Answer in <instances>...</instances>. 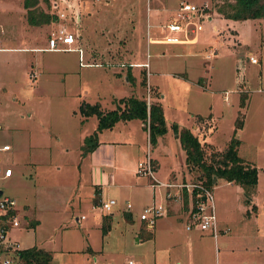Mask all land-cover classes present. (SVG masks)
<instances>
[{
    "label": "rangeland",
    "instance_id": "obj_1",
    "mask_svg": "<svg viewBox=\"0 0 264 264\" xmlns=\"http://www.w3.org/2000/svg\"><path fill=\"white\" fill-rule=\"evenodd\" d=\"M21 1L0 0V31L2 25L10 28L5 29L7 37L0 47L28 40L17 37L24 31L17 18ZM54 1L67 19L72 15L80 17L76 24L67 20V29L83 51L81 63L91 65L81 66L77 52L72 51L0 50V144L10 145V151L3 156L16 172L1 184V189L16 199L20 209L22 204L38 208V212L34 210L40 220L36 239H45L44 245L49 248L71 250L58 252L54 263L126 264L132 260L175 264L176 258L184 259L190 249L195 250L191 244L196 232L185 230V221L173 216L157 219L154 233L146 235L150 230L138 216L147 205H164V189L169 188L151 187L147 176L135 175L132 169L129 173V166L121 170V164L132 158L134 147L140 160L144 161L148 154L145 138L139 130H133L134 124L129 130L128 123L118 121L110 130L97 133V140L99 136L137 143L133 147L118 144L116 148V152L124 155L116 160V182L101 193L102 200L113 199L115 204L105 213L86 198L91 193L89 161L86 156L80 162V145L83 136L92 132L96 118L83 117L78 106L82 102H98L101 108L111 109L119 97H140L144 88L143 100L148 93L150 103L157 101L161 105L165 124L174 122L188 128L205 143L207 154L214 149L222 150L235 130L239 139L237 155L256 168V183L245 190L222 179L212 184L217 225L228 222L230 231L218 233L216 239L204 234L201 253L206 257L205 264H264V18L224 19L217 8L232 0H37V8L49 13L57 11L52 8ZM179 1L208 7L210 19L200 20L197 43L146 45L147 37L161 38L166 33L158 26L172 19ZM55 26L51 22L37 27L38 34L31 41L46 45L48 32ZM86 47L92 48V53L88 54ZM172 47L184 54L172 55ZM159 49L164 50V55H158ZM146 54L150 64L148 79L146 69L138 71L133 65L144 62ZM249 55L256 58V64L249 63ZM127 66L132 68L133 80L138 83V94H133L137 90H132L131 82H125ZM184 70L187 79L176 73ZM198 75L208 78H202L198 85ZM241 95H245L242 108L238 106ZM238 112L242 113L240 127L236 126ZM162 136L157 146L149 149L150 156L159 163L155 177L161 181L174 176L176 183H196L195 172H189L180 163L182 152L171 129L167 127ZM71 188H75L72 202L76 204L64 201ZM175 189L180 200L172 202L178 204L179 211L186 209L187 192L174 188V193ZM76 197H81V203L76 202ZM127 202L130 220L124 217ZM71 204L73 213L69 211ZM110 213L109 228L106 235H101V215ZM81 215V225L87 234L78 231L74 220ZM68 222L71 225L66 228ZM10 231V239L14 241V236L35 240L32 230ZM84 238L96 252L85 250ZM16 244L18 248L27 246L21 239ZM13 252L7 253L14 264Z\"/></svg>",
    "mask_w": 264,
    "mask_h": 264
},
{
    "label": "trees",
    "instance_id": "obj_2",
    "mask_svg": "<svg viewBox=\"0 0 264 264\" xmlns=\"http://www.w3.org/2000/svg\"><path fill=\"white\" fill-rule=\"evenodd\" d=\"M22 6L25 9V19L29 25L39 26L56 20V16L53 13L37 8V0H23ZM217 12L224 19L232 21L261 19L264 18V0L225 1L224 5L217 8ZM126 68L125 77L128 82H133V77L130 75V67L127 66ZM141 84H144V78L141 79ZM143 91L144 88L140 97L129 95L115 100V107L105 111L100 108L98 103L89 104L82 102L78 106V111L83 117L93 115L96 118L95 129L82 140L80 145L81 155L91 152L97 146L98 132L110 129L117 121L140 120L143 130L148 132L150 145L153 146L156 143L157 138L167 131V125L165 124L161 105L157 101L152 102L148 110L146 109L142 97ZM244 96H240L238 104L240 108L245 104ZM241 124L242 113L238 112L236 126L240 127ZM168 127L177 138L179 147L183 152L184 166L189 172H195L196 183H200L210 189L217 179H222L226 182L240 185L244 190L254 187L256 183V168L237 155L239 139L235 136V130L222 150L214 149V151H210L207 154L204 151L205 143L199 141L188 128L178 126L175 123H170ZM195 190V188L192 190V198ZM184 195L186 199V194ZM93 201L94 204L99 202L96 193H94ZM110 216V214L102 216L101 235H104L109 228ZM124 217L130 220L129 212H125ZM146 235L148 237L151 233L147 232ZM11 257L14 260V264H49L51 254L42 248L31 246L15 249Z\"/></svg>",
    "mask_w": 264,
    "mask_h": 264
},
{
    "label": "built area",
    "instance_id": "obj_3",
    "mask_svg": "<svg viewBox=\"0 0 264 264\" xmlns=\"http://www.w3.org/2000/svg\"><path fill=\"white\" fill-rule=\"evenodd\" d=\"M52 8L57 11H51L56 16L54 29L48 32L46 38V45L44 48L39 50L42 51H76L78 53V59L80 65H86L81 63V49L73 46L75 43V37L67 29V20L71 19L73 24L77 23V15H72L70 19L62 10L58 9V4L56 1L52 3ZM207 5L194 4L185 1H179L177 3L176 9L174 10L173 17L166 23L159 25L160 31L166 32L161 38H156L154 42L161 44H180V43H194L196 41L197 33L201 30L200 20L210 19V13L207 11ZM212 53V52H211ZM211 53L209 55H211ZM207 55L206 57H209ZM213 55V53H212ZM149 54H146V61L141 64H133L134 66H141L145 68L146 75L148 76V58ZM248 61L251 64L257 63L256 58L252 55L248 56ZM149 86V85H148ZM145 107L148 110L149 105V95L148 93L144 97ZM148 121V120H147ZM146 139L145 145L148 154L144 161H137L135 167L136 175L147 176L150 179V186L154 187L156 185L162 186L163 188H169V190L164 189V199L177 201L180 200L177 196L178 191L173 192L174 188L179 190H185L191 200L189 211H188V221L185 224V229L190 230L196 228L202 232H208L213 237L218 233L217 221L214 214L213 206V196L210 189L204 187L200 183H176V182H161L154 176V171L151 165L150 156V143L148 142V132L145 130ZM10 151L9 144H0V264H13L11 258L9 257L10 251H15L19 249L15 241L10 240L8 237V232L13 228L20 227V217L18 216V208L16 199L7 196L2 192L1 184L6 181L12 174V168L6 162L3 154ZM195 193L192 198V190ZM165 199V200H166ZM115 202L113 199H106L100 201V209L103 212H109L112 205ZM125 208L128 210L130 204L127 202ZM165 214V207L161 204H151L145 206L139 214V220L144 223L147 230H151L155 220ZM126 264H143L141 262H134L132 260H127Z\"/></svg>",
    "mask_w": 264,
    "mask_h": 264
},
{
    "label": "crops",
    "instance_id": "obj_4",
    "mask_svg": "<svg viewBox=\"0 0 264 264\" xmlns=\"http://www.w3.org/2000/svg\"><path fill=\"white\" fill-rule=\"evenodd\" d=\"M22 1H21V4L18 5L19 7L21 6V8L18 10V17L17 18L19 19V23H21L20 27H22V29L24 31L22 33H18L17 34V37H21L19 39H28V40H26L27 42H21V43L19 42V44H17V45H11V46L4 45V46H1L0 47V50H2V51L29 50L31 52H40L42 50H39V49L44 48L45 45L39 46V45L35 44V42L31 41V39H33L34 36H36L38 34V32L35 31V29L38 30L37 27H41V26L46 25V24L39 25V26H32V25L27 24L26 19H25V9L22 6ZM145 15H146L145 16V21L147 22L148 15L147 14H145ZM77 20H78L77 22L80 21V17L78 15H77ZM230 21H232V20H230ZM1 27H2V30L3 31H0V43H2L4 41V38L5 37H7L6 36V33H5V29L8 28L7 25H4V26L2 25ZM147 28H148V24H146V36H147V33H148ZM8 29H10V28H8ZM213 29H215V26L214 25H213ZM10 36L13 37V35H9L8 37H10ZM79 39H80V37H78V41H79ZM155 39L156 38L147 37V39H146V45H148V46L149 45H155V44H160L161 45V43L154 42ZM196 41H197V36H196ZM196 41L194 43H180V44H169V45H173V46H176V45H181V46H183V45H193V44L197 43ZM74 45H75L76 48H79L80 49V46L78 45V42H77V39L76 38H75ZM86 49H87L86 51H87L88 54L92 53V48L86 47ZM170 51L172 52V55H174V56H176V55L177 56H180V55L184 54V52L182 50H177L176 51L174 49V47H172ZM72 52H76V51H72ZM97 52H99V51H97ZM159 52L160 53H158V55H160V56L164 55V50L163 49H159ZM77 59H78V53H77ZM82 59H83V51L81 53V60ZM78 61H79V59H78ZM145 61H146V59L144 60V62ZM144 62H142V63H144ZM88 63H91V62H86L85 63L86 64L85 66L91 65V64H88ZM92 64L93 65H96L95 62H92ZM135 64H141V63H135ZM81 66H83V65H81ZM134 67H136V68L138 67L139 68L138 71L145 69V68H143L141 66H134ZM149 67H150V64L148 62V69H147L148 71H149ZM130 72H131L130 75L131 76H134L133 73H132V68L131 67H130ZM176 73H179V74L183 75L184 79H187L188 78V73H187L186 70L181 71V72H176ZM149 74H148V76H149ZM148 76H147L146 79H148ZM206 77L207 76H204V75H198L197 76L198 79L196 81L197 84L198 85L201 84L202 83V78H206ZM125 82L126 83H129L126 80V78H125ZM130 84H131V86H133V89L132 90H137V92L134 91L133 94H138V89H137L138 88V83L136 82V80L134 79L133 82H131ZM206 84H208V80H207ZM149 85H151V84H149ZM114 99H117V98H114ZM95 103H98V102H95ZM98 105L100 106L99 103H98ZM101 109L104 110V111L105 110H109V109H103V108H101ZM121 122L122 123H128L129 124L128 125L129 130H130L131 124H134V129L133 130H135V131L139 130L142 133L143 137L146 139V134H145V131L143 130L142 123H141L140 120H138V119H131V120H126V121H121ZM168 123L170 124V123H174V122H168ZM169 124H166L167 127L169 126ZM95 125H96V121L94 122V124L92 126V129L93 130L95 129ZM105 130H108V129H105ZM85 136H87V135H84L83 138ZM162 138H163V136H160V138H157L156 143L153 146H151V149H154V147L157 146V142L159 140H161ZM176 140H177V138H176ZM127 143H128V145H132V147H133V145L137 144V143H135V144L132 143L131 144L128 141H126V142H119V141H116V140H112V139H109V138H102V137H99L98 136V144H97V146L91 152H89L87 154H84V155H81L80 154L81 155L80 162L83 159H85L86 156H87L88 161H89V167H88L89 168V181H88V184L90 186L91 193L90 194L88 193V195L86 197L88 199V202H90V203H92L94 205L93 197H94V193H96V195L99 198V203H100V201L102 200V198H101L102 190L104 188H106L107 186H109V185L110 186H114L115 185V182H116V170H117L116 169V160L117 159L119 160L121 156L124 157L123 154H120L119 152H116V148L119 146L118 144L126 145ZM1 144H5V143H1ZM6 144H8V143H6ZM10 149H11V147H10ZM135 149L136 148L134 147V149L130 153L131 156H132V158H129L130 160L128 159L127 162H124V163L121 164V170L122 171H125L123 168L128 169L127 166H129L128 172L130 173L131 169H132V172H134L135 167H136V164H137V161L140 160V153H139V156H138L137 155L138 153L136 152ZM141 149H142V146H141ZM138 150L140 151V148H138ZM140 152H142V150ZM181 152H182V150H181ZM181 156H182V161L180 160V163H182L181 165H184V163H183V158H184L183 152H182ZM151 157H152V160H153V171H154V176H155V174H157V172H158L159 163H158V160L153 155H151ZM7 159H9V158H7ZM179 159H180V155H179ZM29 163H31V162H29ZM102 168H106L108 170V172H105ZM15 174H16L15 169L12 168V174H11V176L6 181L10 180ZM134 174H135V172H134ZM188 174L189 173L186 171L187 178L189 177ZM6 181H4V182H6ZM123 181H127V180H123ZM161 181H163V182H169V183L176 182L174 176H172L171 178H169V176H168L166 180H161ZM227 183L230 184L231 182H227ZM125 186H127V187L130 188V184H127ZM117 187L120 188L119 185ZM74 190H75V188H71V190L67 191L68 193L66 192L68 195L66 196V198L64 197V201H66L68 203H73L72 201L75 199L74 198L75 195H74V192H73ZM76 198H77V201L76 202L81 203V197H76ZM185 200H187V207H186V209L185 208L180 209V211L177 209V208H179V206H178L177 203L176 204L173 203L172 200H167V201L165 200V203L163 205L165 207V209H166L164 215L165 216H173V217H176L177 219H182V220L185 221V224H186L187 221H188V211H189V206H190L191 200H190V198H189L188 195L186 196V199ZM73 204H76V203H73ZM73 204L69 205L70 206L69 211L71 213L74 212V205ZM97 205L99 206V204H97ZM17 208H18V216L20 217V222H21L19 229L23 228V229H26V230H29V231L32 230V232L34 233V239H35L34 242H31V240L28 241L26 238H18V237H15L14 236L15 243H16V240H19V239H21V242H26L27 243L26 244L27 246H24L22 248L19 247V249H23V248H28V247H31V246H35V247H38V248H42V249H44L46 251H49L50 254H51V259H50L49 264H57V262L54 263L53 260H54V256L57 255L58 252L59 253H62V252L68 253V252L71 251L70 249H62V248L53 249V248H49V247H47V246L44 245V243L46 241L45 239L39 240L38 238L37 239L35 238L36 228L39 226V223H40L39 217L37 215H35L38 212L37 211L38 208L36 209V206L35 205L33 206V204H31V206H28L27 204H22L21 205V209L18 207V205H17ZM34 210H36L37 212H34ZM127 212H129V210ZM103 215H101V216H103ZM110 215H112V214L110 213ZM82 217H83L82 215L80 217L75 216L74 217V220H75V223H76V226H77L78 231L79 232H85L84 234H87L86 233V230L81 225V220L83 219ZM159 218H162V216L161 217H158L157 219H159ZM96 219L98 221H100L99 217L96 218ZM157 219L155 220V223H154L152 229L150 230V233L151 234H153L154 231H155V226H156ZM70 225L71 224L69 222L68 223H65V227L66 228H69ZM229 225L230 224L228 222H226V223H223V222L220 223L219 222V224L217 225V229L219 231L218 233H220V234L228 233L230 231V226ZM187 231L196 232V233H194L193 242H192V239H191V242H192L191 245H193V247H195V250H194V248L190 249L191 252L188 253L186 255V257H184V259H179L178 260L176 258L175 264H203V263L205 264L206 257L201 253V248L204 247V246L202 247L201 244H204V242H202L201 239L205 236L204 234H206V233L207 234H210V233L199 231L196 228H192V229L187 230ZM10 232L11 231L8 232V237L9 238H11L10 237V234H9ZM216 237H217V235L215 237H213V238L216 239ZM84 239H85V240H83L85 242L84 243V246L86 247L85 250L88 251L89 253L96 252L95 250H93L89 246L88 241L86 240V238H84ZM10 240H13L14 241V239H10ZM36 240H37V242H36ZM208 249H209V251L211 249L210 243L208 244ZM81 251H83V249H81Z\"/></svg>",
    "mask_w": 264,
    "mask_h": 264
}]
</instances>
